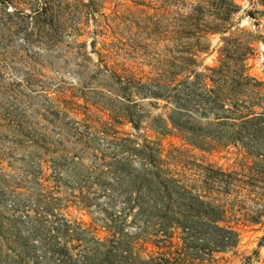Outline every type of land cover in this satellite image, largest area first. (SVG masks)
<instances>
[{
  "label": "trees",
  "instance_id": "trees-1",
  "mask_svg": "<svg viewBox=\"0 0 264 264\" xmlns=\"http://www.w3.org/2000/svg\"><path fill=\"white\" fill-rule=\"evenodd\" d=\"M242 1L184 4L181 28L171 39L189 47L185 38L190 37L192 51L166 57V68L149 81L118 75L99 64L127 103L115 112L116 123L121 120L138 132L146 122L155 133L175 136L204 153L234 150L242 155L235 167L201 162L190 164L193 169H176L145 137L139 143L109 134L104 123L96 137L106 152L95 156L96 171L88 176L78 202L101 215L106 236L98 237L83 222L55 214H47L53 217L48 220L35 212L31 219L24 216L31 222L24 243L16 240L20 229L7 221L6 241L14 237L4 257L0 248V264H225V255H237L240 234L229 219L231 211L239 209L245 222L264 225L263 87L244 64L252 52L249 43L223 39L218 64L212 67L200 66L198 58L211 48L212 36L234 27ZM132 96L152 100L149 106L158 111L156 116L145 115ZM253 255L258 258L256 251ZM252 259L246 257L243 264H252Z\"/></svg>",
  "mask_w": 264,
  "mask_h": 264
},
{
  "label": "rangeland",
  "instance_id": "rangeland-1",
  "mask_svg": "<svg viewBox=\"0 0 264 264\" xmlns=\"http://www.w3.org/2000/svg\"><path fill=\"white\" fill-rule=\"evenodd\" d=\"M193 2L196 0H0L2 257L14 237L10 235L6 241L7 221L9 227L20 229L16 240L24 243L35 212L48 220L53 217L47 214H55L61 220L83 222L95 228L98 237L106 236L101 215L78 202L88 176L96 171L95 156L106 152L96 137L104 123L109 124V134L117 132L118 137L139 143L145 137L176 169L181 165L193 169L190 164L201 162L228 168L241 160L242 155L234 150L204 153L183 145L175 136L155 133L146 122L138 132L121 120L115 122V112L127 103L100 62L121 76L143 82L153 79L158 70L166 68V57L187 56L185 52L192 51L188 48L193 39L186 37L190 46L181 47L171 37L181 28L183 5ZM240 5L234 27L225 35L211 37V48L200 55L198 64L217 65L223 39L249 43L252 52L244 64L247 73L261 83L264 103V0H256L254 5L243 0ZM131 100L147 116L158 113L149 106L150 99L132 96ZM253 162L249 160V164ZM237 210L231 211L229 219L236 223L240 243L236 256H224L228 259L225 264H243L249 256L252 264H263L264 225L245 222L243 212ZM255 251L258 258H254Z\"/></svg>",
  "mask_w": 264,
  "mask_h": 264
}]
</instances>
